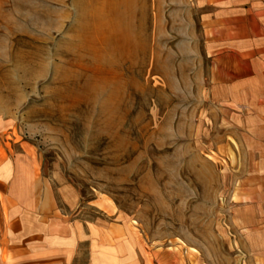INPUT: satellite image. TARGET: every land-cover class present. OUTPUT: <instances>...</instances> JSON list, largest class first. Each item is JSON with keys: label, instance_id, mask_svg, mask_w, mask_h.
<instances>
[{"label": "rangeland", "instance_id": "rangeland-1", "mask_svg": "<svg viewBox=\"0 0 264 264\" xmlns=\"http://www.w3.org/2000/svg\"><path fill=\"white\" fill-rule=\"evenodd\" d=\"M212 3L0 0V164L123 232L133 264H264L239 209L264 167V38Z\"/></svg>", "mask_w": 264, "mask_h": 264}, {"label": "crops", "instance_id": "crops-1", "mask_svg": "<svg viewBox=\"0 0 264 264\" xmlns=\"http://www.w3.org/2000/svg\"><path fill=\"white\" fill-rule=\"evenodd\" d=\"M206 4L208 0H205ZM217 7L219 28H227L232 37L264 38V0H213ZM260 98H264L262 94ZM259 121L264 124V100L259 104ZM264 162V159L262 160ZM264 168V167H263ZM255 191L248 196L253 203L243 204L244 221L250 231H260L264 246V173ZM263 169V170H262ZM14 163L0 164V182H8V204L5 216L6 247L0 248V264H133L130 241L123 232L106 239L97 222L81 220L70 215L51 199V191L36 190L28 178L23 184ZM33 182V183H32ZM38 188V187H37ZM258 209V212H257ZM240 211V210H239ZM245 214H249L245 217ZM257 220V221H256Z\"/></svg>", "mask_w": 264, "mask_h": 264}]
</instances>
